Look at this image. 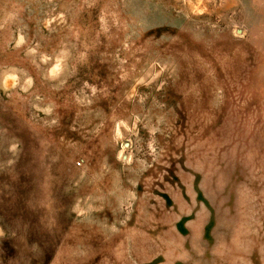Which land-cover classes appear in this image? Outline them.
<instances>
[{"label": "rangeland", "instance_id": "1", "mask_svg": "<svg viewBox=\"0 0 264 264\" xmlns=\"http://www.w3.org/2000/svg\"><path fill=\"white\" fill-rule=\"evenodd\" d=\"M0 264H264V0H0Z\"/></svg>", "mask_w": 264, "mask_h": 264}]
</instances>
